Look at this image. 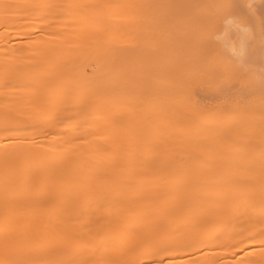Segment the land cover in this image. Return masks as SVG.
Here are the masks:
<instances>
[{"label": "bare ground", "instance_id": "obj_1", "mask_svg": "<svg viewBox=\"0 0 264 264\" xmlns=\"http://www.w3.org/2000/svg\"><path fill=\"white\" fill-rule=\"evenodd\" d=\"M139 2L0 0V264H264V48Z\"/></svg>", "mask_w": 264, "mask_h": 264}, {"label": "rangeland", "instance_id": "obj_2", "mask_svg": "<svg viewBox=\"0 0 264 264\" xmlns=\"http://www.w3.org/2000/svg\"><path fill=\"white\" fill-rule=\"evenodd\" d=\"M137 7L143 26L140 42L150 43L149 36L165 33L167 29L164 31L153 25L156 21L171 19L179 20L173 31L184 34V41L189 43L187 47L193 49L220 48L224 35L228 36L227 40L249 50L264 48V0H192L155 5L141 0ZM238 23L247 28L243 35ZM217 33L221 34L220 38ZM180 42L183 41L177 40V43ZM197 89L200 91V88Z\"/></svg>", "mask_w": 264, "mask_h": 264}]
</instances>
